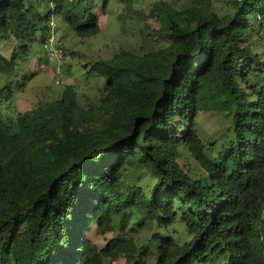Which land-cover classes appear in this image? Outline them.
<instances>
[{
  "label": "trees",
  "instance_id": "trees-1",
  "mask_svg": "<svg viewBox=\"0 0 264 264\" xmlns=\"http://www.w3.org/2000/svg\"><path fill=\"white\" fill-rule=\"evenodd\" d=\"M110 1L0 0V264H264V0L155 1L165 45L95 61L97 102L19 114L53 21L90 38Z\"/></svg>",
  "mask_w": 264,
  "mask_h": 264
},
{
  "label": "rangeland",
  "instance_id": "rangeland-1",
  "mask_svg": "<svg viewBox=\"0 0 264 264\" xmlns=\"http://www.w3.org/2000/svg\"><path fill=\"white\" fill-rule=\"evenodd\" d=\"M101 1V0H99ZM158 0H112L103 9H97L100 15L101 31L90 38H80L64 26L58 19L53 21L54 35L50 38L49 51L60 45L65 54L62 63L53 62L43 49L41 59L32 61L31 69L37 70L36 78L19 95L17 104L19 114L32 109L42 100H52L61 95L64 85H73L80 96L98 101V93L104 88L105 77L98 75V70L92 64L100 58H109L114 52L124 49H135L138 45L145 50L153 51L166 43V36L162 32V22L149 16L151 6ZM181 9L193 0H159ZM214 8H226V0H213ZM101 3V2H100ZM99 3V4H100ZM131 5L130 10L125 5ZM222 6V7H221ZM256 36H259L258 39ZM257 49L264 53V29L257 32ZM59 67V69H58ZM57 77L61 78L60 84ZM202 128L207 134H215L221 125V120L211 114L201 117ZM147 181V179H146ZM264 218V211H263ZM176 234L182 241L188 237L181 232L180 227ZM144 232V231H143ZM113 236V232L103 234L98 227L90 233L89 238L103 248ZM144 237V236H143ZM112 264H128L124 256H120Z\"/></svg>",
  "mask_w": 264,
  "mask_h": 264
},
{
  "label": "built area",
  "instance_id": "built-area-1",
  "mask_svg": "<svg viewBox=\"0 0 264 264\" xmlns=\"http://www.w3.org/2000/svg\"><path fill=\"white\" fill-rule=\"evenodd\" d=\"M49 43H50V39H49V42L45 46L48 50H49V48H48ZM50 55H51L52 59L56 60L58 63H61V61L63 59V52H62V50L60 48L59 49H54V50L51 49ZM58 69H59V67H58Z\"/></svg>",
  "mask_w": 264,
  "mask_h": 264
},
{
  "label": "clouds",
  "instance_id": "clouds-1",
  "mask_svg": "<svg viewBox=\"0 0 264 264\" xmlns=\"http://www.w3.org/2000/svg\"><path fill=\"white\" fill-rule=\"evenodd\" d=\"M57 47L60 48V49L62 50V52H63V59H62V61H61V63H62L63 60H64V58H65L64 50H63V48H62L60 45H58ZM44 49H45V51L48 53L49 59H51L53 62H57L56 60H54V59L51 58V55H50L49 50H48L46 47H45ZM57 63H58V62H57ZM60 79H61V78L57 77V83H58V84H60V81H61Z\"/></svg>",
  "mask_w": 264,
  "mask_h": 264
}]
</instances>
